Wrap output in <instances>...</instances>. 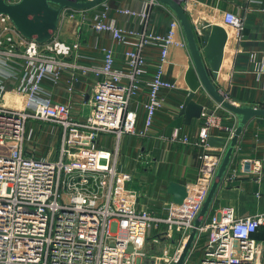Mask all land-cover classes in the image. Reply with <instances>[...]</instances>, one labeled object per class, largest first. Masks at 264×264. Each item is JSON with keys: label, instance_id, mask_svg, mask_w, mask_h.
<instances>
[{"label": "built area", "instance_id": "built-area-1", "mask_svg": "<svg viewBox=\"0 0 264 264\" xmlns=\"http://www.w3.org/2000/svg\"><path fill=\"white\" fill-rule=\"evenodd\" d=\"M120 12L140 17L141 21L147 15L146 7L124 8ZM82 20L89 18L83 16ZM223 20L241 28L240 19L231 12H225ZM92 28L120 40L126 33L108 19L106 9L98 10ZM178 30L180 25L174 18L164 35L145 33L143 42L159 45L161 64L169 46H185L176 38ZM75 47L76 43L57 39L43 43L28 39L7 15L0 13V264H137L149 228L159 221L173 226L180 239L172 251L164 249L161 255L149 258L152 264H174L220 164V157L212 156L207 142L209 130L218 124L219 117L215 112H201L195 136L196 144L202 148L200 175L195 183L186 185L184 202L171 203L167 218L151 215L138 207V192L128 185L131 174L117 170L114 163L101 166L95 147L102 133L119 138L134 132L135 116L128 104L138 91L144 60L138 52L127 50L130 70L123 71L114 67L113 50L103 48L102 63L94 68L103 79L93 88L90 112L84 120H77L67 104L55 101L41 85L45 77L53 78L61 68L72 65L64 58ZM163 74L160 65L148 81L147 127L161 106L159 90L175 86ZM7 93L22 98V103H4ZM220 93L228 99L225 92ZM28 119L84 132L80 139L85 142L62 146L57 159L29 155L23 148ZM172 137L180 138L176 129ZM181 141L188 142L189 136L183 135ZM259 167L257 161L255 170ZM259 226H264V212L237 217L230 207L217 209L197 229L205 232L207 239L196 264H264V245L253 237Z\"/></svg>", "mask_w": 264, "mask_h": 264}, {"label": "crops", "instance_id": "crops-1", "mask_svg": "<svg viewBox=\"0 0 264 264\" xmlns=\"http://www.w3.org/2000/svg\"><path fill=\"white\" fill-rule=\"evenodd\" d=\"M181 4L197 33L207 30L212 24L220 25L227 33L216 75L213 76L209 69L218 90L225 92L227 100L235 104L263 106L264 0H181ZM144 7L147 15L143 21L140 17L125 16L120 12L124 8L143 10ZM102 9L107 10L108 19L117 27L126 30L122 40L92 28L98 10ZM225 12L235 14L241 21V28L225 24ZM83 16L89 20L83 21ZM174 18L169 8L149 0H104L86 10L65 8L51 39L76 43L75 49L64 58L72 65L61 68L53 78L45 77L41 82L55 101L70 107L72 117L84 120L91 109L93 88L103 79V75L97 76L94 71L102 63V49L113 50L114 67L123 71L130 70L125 57L127 50L142 56L144 63L138 78V91L128 104L135 116L134 132L119 138L102 133L96 139L95 147L99 151L97 162L101 166L114 163L117 170L131 174L132 180L128 185L138 192V207L160 218H167L173 203L167 193L168 182L175 180L190 186L197 181L201 167L199 156L202 148L195 142L201 120L197 118L185 124L179 114L190 91L185 80L186 70L191 64L186 44L169 46L166 59L161 64L159 45L154 41L143 42L145 33L164 35ZM176 38L184 41L181 29ZM160 65L164 78L175 86L159 90L161 106L155 110L152 123L147 127L145 103L149 94L148 81ZM194 99L203 104L204 111L215 112L219 117L218 124L210 128L209 136L224 137L225 143L229 142L231 130L234 132L237 125L236 116L215 102L203 88L195 92ZM2 101L20 105L22 98L7 93ZM174 129L180 138L172 137ZM81 133L84 132H71L58 123L28 119L23 148L29 155L57 159L62 146L70 142L78 146L85 142L84 138L80 139ZM183 135L189 136L188 142L181 141ZM225 146H210L212 156L218 155L221 161ZM257 161L260 164L258 171L255 170ZM221 207H230L237 217L264 212V116L251 118L239 134L205 220ZM154 224L148 230L137 264L153 263L149 258L155 254L152 248L161 253L164 249L172 251L178 244L180 233L173 226L169 227L165 221ZM253 237L264 245V226H259ZM206 239L205 232H198L184 264H196Z\"/></svg>", "mask_w": 264, "mask_h": 264}, {"label": "water", "instance_id": "water-1", "mask_svg": "<svg viewBox=\"0 0 264 264\" xmlns=\"http://www.w3.org/2000/svg\"><path fill=\"white\" fill-rule=\"evenodd\" d=\"M104 0H18L7 2L0 0V13L9 17L16 29L26 38L39 43L50 40L59 23L61 12L65 8L76 10H86L97 6ZM157 1L174 14L178 20L180 29L191 58V64L185 73V80L189 86V93L186 95L179 114L183 116V122L190 124L193 119L200 117L203 104L195 101V92L203 88L209 96L221 107L233 113L237 119L229 142L224 137L209 136L207 142L211 146H222L226 144L225 151L216 169L212 183L198 212L193 221L188 237L182 250L174 264H184L190 250L193 247L198 227L207 216L217 188L230 162L231 154L239 134L247 122L255 116H264V107L252 106L248 104H235L226 100L218 88L213 83L209 74L216 75L222 55L223 47L227 38V33L220 25L212 24L207 30L199 33L193 25L180 0H151ZM209 67V68H208ZM167 193L171 195L174 204L180 205L188 195L185 184L171 180L167 185ZM129 250L132 248L129 247Z\"/></svg>", "mask_w": 264, "mask_h": 264}, {"label": "rangeland", "instance_id": "rangeland-1", "mask_svg": "<svg viewBox=\"0 0 264 264\" xmlns=\"http://www.w3.org/2000/svg\"><path fill=\"white\" fill-rule=\"evenodd\" d=\"M150 251H151V248H150ZM152 251H153V253H155V255H161L162 254V251H161V253L158 252V249L157 248H152ZM147 259H149V258H147Z\"/></svg>", "mask_w": 264, "mask_h": 264}]
</instances>
